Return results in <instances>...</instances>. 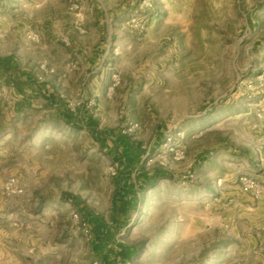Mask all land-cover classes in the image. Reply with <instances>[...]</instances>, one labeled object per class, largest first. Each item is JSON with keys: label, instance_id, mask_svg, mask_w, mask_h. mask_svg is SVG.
Instances as JSON below:
<instances>
[{"label": "rangeland", "instance_id": "1", "mask_svg": "<svg viewBox=\"0 0 264 264\" xmlns=\"http://www.w3.org/2000/svg\"><path fill=\"white\" fill-rule=\"evenodd\" d=\"M91 1L0 0V264H264V0H113L85 75Z\"/></svg>", "mask_w": 264, "mask_h": 264}, {"label": "crops", "instance_id": "2", "mask_svg": "<svg viewBox=\"0 0 264 264\" xmlns=\"http://www.w3.org/2000/svg\"><path fill=\"white\" fill-rule=\"evenodd\" d=\"M5 3L6 0H5ZM3 5V4H2ZM113 8V0L106 2L103 0H92L91 2H88L84 4L82 7V13H77V16L74 17L70 16L67 18V15H59L57 18H61L60 23L62 25H67L70 21V23L73 22L74 18H76L78 21H81L85 26L86 23L89 22H95V24H90L86 28L88 29L87 33H74V35H71L72 38H76V41L78 42L77 46V52L73 53L76 55L77 60H79V64L82 66V72L85 73V75H88V70L96 67L99 65V67H104V72L109 73L110 67L113 65V54H109L108 49L105 52H100L101 47H105L104 45H100L97 48H95V44L90 45V54L86 53L87 44L94 41L97 42V40L103 38V35L107 36V41L110 42L111 38L113 37V20H110V26L109 31L107 34H104L102 29V24H96L98 23V19L101 20V18L96 17L95 15H100L101 9H108ZM97 10V11H96ZM111 18L113 17V13H111ZM70 33V32H68ZM103 49V48H102ZM102 51V50H101ZM16 63L14 60H11L10 58H1L0 59V75H6L8 74L7 78H14L17 79L18 70L15 68ZM10 75V76H9ZM21 74H19L20 76ZM24 77H29L28 73ZM104 77V76H103ZM66 82H69V80H65ZM28 83H30L28 81ZM32 88L36 87L35 84L30 83L29 84ZM20 87H23V85H20Z\"/></svg>", "mask_w": 264, "mask_h": 264}, {"label": "trees", "instance_id": "3", "mask_svg": "<svg viewBox=\"0 0 264 264\" xmlns=\"http://www.w3.org/2000/svg\"><path fill=\"white\" fill-rule=\"evenodd\" d=\"M128 158H130V160H136L139 158V154H132L129 155ZM133 188L128 187L127 191H125V194H129L130 196H133ZM125 199H127L124 202V207H129L131 204V199L128 197H124ZM96 219H93L92 222L94 223L95 227L97 228V239H98V247L99 249H103L104 245L106 244V242H108L110 239H112L113 235L112 233L105 231L100 224L96 223ZM118 256L119 259L121 260H129L131 259L134 255H135V249L134 248H128V247H121L118 251Z\"/></svg>", "mask_w": 264, "mask_h": 264}, {"label": "built area", "instance_id": "4", "mask_svg": "<svg viewBox=\"0 0 264 264\" xmlns=\"http://www.w3.org/2000/svg\"><path fill=\"white\" fill-rule=\"evenodd\" d=\"M74 8L75 9H78L80 8L78 4L74 5ZM176 159L177 160H182L185 156V152L184 151H176ZM117 171L115 168H113V175H116ZM242 181H243V186H244V189L246 191H251V190H255L256 189V182L253 180V179H250L249 177H244L242 178ZM9 187L10 188H14L16 189V180L15 179H12L9 183ZM20 191L18 188L16 189V192Z\"/></svg>", "mask_w": 264, "mask_h": 264}]
</instances>
